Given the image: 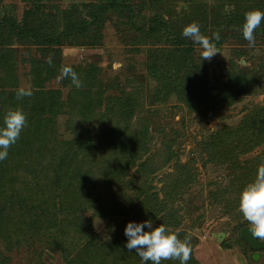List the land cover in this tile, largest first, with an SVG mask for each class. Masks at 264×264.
Returning a JSON list of instances; mask_svg holds the SVG:
<instances>
[{"label":"rangeland","instance_id":"rangeland-1","mask_svg":"<svg viewBox=\"0 0 264 264\" xmlns=\"http://www.w3.org/2000/svg\"><path fill=\"white\" fill-rule=\"evenodd\" d=\"M98 1L0 0V126L9 109L27 119L0 161V264H141L124 229L146 220L190 241L187 264H259L238 209L264 164V44L250 47L230 20L264 0H134L181 36L195 22L220 43L209 61L185 38L201 73L124 12L51 48L58 18ZM243 77L249 94L234 90ZM20 87L32 95L17 99Z\"/></svg>","mask_w":264,"mask_h":264},{"label":"clouds","instance_id":"clouds-1","mask_svg":"<svg viewBox=\"0 0 264 264\" xmlns=\"http://www.w3.org/2000/svg\"><path fill=\"white\" fill-rule=\"evenodd\" d=\"M264 20V11L251 10L244 14L242 35L250 47L255 46V30ZM182 36L190 39L202 49V60H211L217 53L216 44L200 31V26L193 22L183 28ZM219 33L213 34V39L219 40ZM51 63V61H49ZM61 78H71L76 88L82 87V82L71 67L62 66ZM30 88L20 87L16 91L17 99L30 97ZM27 124L25 114L20 109H9L3 117V125L0 126V161L8 156L9 148L20 138L21 132ZM239 212L249 224L253 237L264 240V164H261L254 181L248 183L240 193ZM147 228L149 231H144ZM127 237L125 247L135 252L140 258L141 264H161L162 261L179 260L180 264H187L191 259L192 248L186 238L181 241L176 234L170 233L161 224L153 228L151 220L143 223L129 222L124 229ZM260 257L259 264H264V252L256 253Z\"/></svg>","mask_w":264,"mask_h":264},{"label":"trees","instance_id":"trees-1","mask_svg":"<svg viewBox=\"0 0 264 264\" xmlns=\"http://www.w3.org/2000/svg\"><path fill=\"white\" fill-rule=\"evenodd\" d=\"M252 10H260L264 11V1L261 2H254L252 6H250ZM250 10H245L244 12H248ZM85 12L82 16H74L70 15L69 11L65 12L64 17H59L58 22L63 25L60 28L59 31H62L63 34L54 37V38H47L46 42L51 46H63L66 41L64 39L66 38H75V36L80 34L81 32H85L87 30H92L91 28H98L100 21L103 17H108L114 13L117 12H124L127 15H130L133 17V20H140V22L137 24L138 31L142 32L145 35H148L150 37H155L158 40L167 39L171 42V45L174 49V53L182 58L181 60L184 61L185 64H187L190 68L193 69L194 72H200L199 67H196L192 61V59L188 56L190 53H192V45L186 41L184 37L180 35V33L177 31L176 27L173 25L168 24L162 17L159 15H153V16H143L141 13V9H139L138 4L134 2V0H103L98 1L96 5H92L88 7V10L85 11L83 8V11ZM244 14L245 13H238L236 17L232 20H230L231 23H244ZM4 24H7L10 29L12 30V33L15 36H21L23 38H26L25 34L21 31L22 28L16 23V21L10 20V21H4ZM58 31V32H59ZM60 33V32H59ZM254 36L256 39H258L261 43L264 44V20H262L260 26L255 30ZM69 42V41H68ZM216 48L220 46V43L217 42ZM69 45V44H68ZM58 50V49H57ZM54 53L55 55H59L57 52ZM201 76V74H199ZM249 81L243 77L242 79H239L238 84L234 87V90H241L245 94H249L248 88L246 84ZM82 184V183H81ZM80 186V180L79 183H77L74 187V192H77L78 188ZM246 224L245 226H247ZM243 226V227H245ZM241 227V228H243ZM240 228V229H241ZM240 231V230H239ZM240 237V235H239ZM241 239V238H240ZM242 241V240H241ZM243 242V241H242ZM244 243V242H243ZM245 244V243H244ZM78 246H80L82 249L81 251L86 252V245L84 242H79ZM88 246H91L88 245ZM78 257V256H77ZM65 263L66 264H78V262H75V259H72L70 255H65ZM85 264V263H80Z\"/></svg>","mask_w":264,"mask_h":264},{"label":"water","instance_id":"water-1","mask_svg":"<svg viewBox=\"0 0 264 264\" xmlns=\"http://www.w3.org/2000/svg\"><path fill=\"white\" fill-rule=\"evenodd\" d=\"M239 235L241 240L247 246V249L250 253V258L253 262H257L260 260V257L256 255V253L264 252V241H260L258 238L253 237L249 226H245L240 229Z\"/></svg>","mask_w":264,"mask_h":264}]
</instances>
